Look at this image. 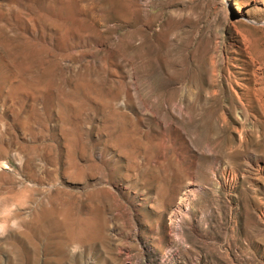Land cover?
<instances>
[{
    "label": "rangeland",
    "instance_id": "rangeland-1",
    "mask_svg": "<svg viewBox=\"0 0 264 264\" xmlns=\"http://www.w3.org/2000/svg\"><path fill=\"white\" fill-rule=\"evenodd\" d=\"M0 264H264V0H0Z\"/></svg>",
    "mask_w": 264,
    "mask_h": 264
}]
</instances>
